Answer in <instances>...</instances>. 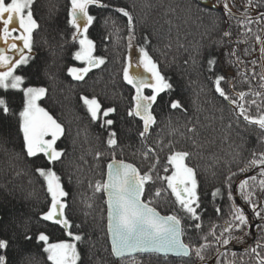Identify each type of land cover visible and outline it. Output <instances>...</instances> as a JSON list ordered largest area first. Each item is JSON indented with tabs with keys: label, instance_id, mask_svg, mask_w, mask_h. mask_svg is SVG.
Returning <instances> with one entry per match:
<instances>
[{
	"label": "trees",
	"instance_id": "trees-1",
	"mask_svg": "<svg viewBox=\"0 0 264 264\" xmlns=\"http://www.w3.org/2000/svg\"><path fill=\"white\" fill-rule=\"evenodd\" d=\"M103 2L124 7L133 15L135 38L131 48L127 18L114 12L112 7L91 6L90 14L96 19L87 35L95 44L93 55L104 57L105 63L92 69L83 81L73 80L67 69L79 65L73 59L79 44L72 41L74 29L67 23L70 2L35 0L34 18L40 27L35 33L34 57L16 70V74L25 78L24 87L48 89L47 97L39 103L65 128V134L57 142L65 155L62 162L54 165V170L69 193L66 215L73 227L67 231L84 234L85 240L75 242L65 229L40 219L48 210L50 197L34 168L46 161L43 157L30 161L21 152L19 112L23 109V93L0 89V98L10 109L7 117L0 112V238L10 241L6 250H0V255H6L7 264H51L44 252V243L36 239L43 232L49 237V243L75 242L81 255L77 264H97V261L122 264L110 255L105 198L95 192V184L106 178L107 163L113 154L144 171L158 157V171L164 175L163 166L173 150L191 154L187 163L197 172L200 203L197 211L201 219L195 222L188 219L168 193L155 198L154 206L162 215L176 214L181 218L185 229L182 238L193 251L187 259L139 256L138 264H199L210 261L223 247L242 248L250 239L251 222L264 221L255 215L239 190L240 181L248 180L253 192L251 199L257 210L264 212V188L260 185L264 176L259 175L258 168L240 172L253 152H264V131L248 125L238 115L237 106L215 92L213 81L216 75L225 76L222 87L233 99H237L240 92L247 93L244 99L237 100L238 104H243L254 116L264 111V80L259 68L260 43L257 41L258 36L264 38V19L253 20L242 28L238 19L224 15L220 0ZM243 3L247 0H241ZM252 5L247 9L249 17L264 13V0H252ZM234 11L240 15L245 9L241 6ZM224 31H229L231 36L224 37ZM145 37L149 40L147 45ZM140 46L147 48L162 75L172 84L170 91L157 98L153 106L156 123L143 139L139 135L143 122L138 117L128 116L135 89L123 79L128 56L138 52ZM233 50L236 55H228ZM209 58L216 60L211 72L207 63ZM262 62L264 65V56ZM257 92L259 96L255 95ZM81 95L95 96L102 109L113 107L116 111L107 118L101 113L98 120L93 121L80 100ZM172 100H179L183 108L172 109ZM253 100L255 104H251ZM104 119H112L113 125L101 127ZM110 131L116 133L118 140L119 146L115 149L107 145ZM149 148L153 152L146 159L144 153ZM97 152L103 153L99 160L96 159ZM232 173L236 175L231 176L229 186L226 178ZM250 176L257 178L253 181ZM163 187L166 185L159 180L149 185L144 199L153 198L156 189ZM216 189H220V194L214 198L212 193ZM229 191L232 192L231 199ZM234 207L244 211L249 223L242 231L224 233V237L240 239L222 245L215 237L221 236L226 224L232 222ZM194 223H200L201 228L190 227ZM25 234L32 239H24ZM254 235L250 250L223 252L212 264H261L264 260V223L256 226ZM202 244L208 245L202 250L203 261L194 251ZM123 264H132V261L125 260Z\"/></svg>",
	"mask_w": 264,
	"mask_h": 264
},
{
	"label": "snow or ice",
	"instance_id": "snow-or-ice-1",
	"mask_svg": "<svg viewBox=\"0 0 264 264\" xmlns=\"http://www.w3.org/2000/svg\"><path fill=\"white\" fill-rule=\"evenodd\" d=\"M69 2L67 23L74 29L71 36L72 41L79 44L78 50L73 54V59L82 62L84 66L69 67L67 72L73 80L83 81L92 69L105 63L104 57L93 55L95 44L87 35L89 27L96 19L90 14V7H112L114 12L127 18L130 48L133 46L132 41L135 38V20L126 8L112 6L103 0H69ZM34 3L35 0H0V45H2L0 46V89L17 90L23 93V109L19 112V133L22 134L23 141L21 152L30 161L40 157L46 161L34 168L35 174L42 178L50 197L48 210L41 214L40 219L65 229L66 234L73 241L83 242L84 234L67 231L73 227L66 215L68 208L66 198L69 193L62 184L61 176L54 170V165L62 162L65 155L64 150L60 149L57 144L65 134V128L39 103L47 97L48 89L43 86L24 87L25 78L16 74V70L20 66L27 65L34 57L35 33L40 27L34 18ZM222 6L224 15L229 19L237 18L240 27L243 28L245 24L252 22V19L247 15L248 7L254 6L252 0H247V3L243 4H241V0H224ZM241 6L244 7L245 12L240 13L237 17V12L234 9L238 10ZM260 19H264V13H261ZM223 35L230 37L231 33L224 31ZM257 41L261 44L260 53L264 56V38L258 36ZM148 43V37H145V45ZM138 52L139 61L136 66L142 67L144 72L150 75L146 77L140 73L132 74L130 72L132 61L130 60L123 68V79L135 89V95L132 97L133 107L129 109L128 116L138 117L143 122V130L139 133L143 139L152 125L156 123L153 106L156 104L157 98L161 93L170 91L172 84L162 75L158 63L145 46H140ZM228 55L234 56L236 53L233 50ZM207 63L211 72L216 60L209 58ZM252 63L254 64L255 61ZM225 79L226 77L223 75L215 76L213 81L215 92L225 101L236 105L239 109L238 115L248 125H254L264 131V111L254 116L243 104H238L237 100L244 99L247 93L240 92L237 94V99H233L222 87L221 82ZM261 79H264V75L261 76ZM145 89H151V94H145ZM255 95L259 96L260 93L257 92ZM80 100L93 121H97L101 113L103 117L107 118L116 111L113 107L102 109L100 101L95 96L89 98L81 95ZM255 103V100L251 101V104ZM170 107L182 109L183 105L179 100H172ZM0 112L5 117L10 113L3 98H0ZM113 123L112 119H104L101 127L111 126ZM189 131H194V129H189ZM107 145L112 149L119 146L114 131L108 133ZM152 152L153 149L149 148L144 153L145 158L147 159ZM190 155L188 151H171L163 166L164 175L159 174L158 157L146 171L141 170L133 163L117 159L115 154L107 163L106 178L98 180L94 190L107 197L105 200L107 205V243L110 245V255L120 260L122 264L125 260H131L132 264H138L137 257L144 255L164 258L189 257L191 255L193 247L182 239L185 229L182 226L181 218L176 214L162 215L154 206L155 198H160L168 193L175 198V203L188 219L194 222L201 219L197 211L200 207L197 172L187 163ZM102 156L103 153H96L97 160ZM256 168L259 169V175L264 176V152H253L252 158L246 167L240 169V172H248L250 169ZM234 175L236 173H232L226 178V183H229V186L231 176ZM256 178V176L249 177L253 181ZM157 180L166 187L156 189L153 198L145 200L144 196L148 191V186L155 184ZM260 185L261 188H264V179L260 180ZM239 190L244 201L251 205L255 215L264 219V212L257 210L256 204L251 199L253 192L250 190L248 180L240 181ZM218 194H220V189L213 191L212 196L215 198ZM228 195L231 199L232 192L229 191ZM216 211L219 213L220 209L217 208ZM248 223L244 211L234 207L232 222L226 224L221 236L215 237L216 241L222 245H229L232 239L239 240V237H224V233L233 230L242 231L243 226ZM191 226L196 229L201 228L200 223H194ZM75 227L80 228L81 226L75 225ZM24 239L31 240L32 237L25 234ZM36 239L38 242L44 243V252L48 254L47 259L51 261V264H77L81 260L75 242L49 243V237L43 232ZM9 245V240L0 238V250H6ZM207 246V244H202L194 249L196 257L201 261L204 260L202 250ZM105 251H108V248H105ZM252 251L255 252L256 249L253 248ZM0 264H7L6 255H0ZM97 264H102V262L97 261ZM261 264H264V260L261 261Z\"/></svg>",
	"mask_w": 264,
	"mask_h": 264
},
{
	"label": "water",
	"instance_id": "water-1",
	"mask_svg": "<svg viewBox=\"0 0 264 264\" xmlns=\"http://www.w3.org/2000/svg\"><path fill=\"white\" fill-rule=\"evenodd\" d=\"M221 1V7H222V9H223V2H224V0H220ZM261 15V14H260ZM260 15H256V16H253V17H250L251 19H252V21L253 20H259L260 19ZM237 17H239V15H237ZM237 19V18H236ZM260 48H261V44L259 45V47H258V62H259V68H260V72H261V74L262 75H264V67H262V66H264L263 65V62H262V55H261V53H260ZM264 80V79H263ZM106 173H107V169H106ZM106 173H105V177H106ZM104 198H105V200L107 199V197L106 196H104ZM105 209L107 210V205H106V203H105ZM106 220H107V211H106ZM107 223V222H106ZM262 223H264V221H262V222H252V224H251V227H250V230H249V235H250V241H249V243L247 244V245H245V247H242V248H235V247H223V248H221L217 253H215L211 258H210V261H207V262H199V264H212L215 260H216V258L221 254V253H223V252H231V251H233V252H238V253H242V252H245V251H248V250H250L251 249V247H252V243H253V237H254V235H253V230H254V228L256 227V226H258V225H262ZM183 239V238H182ZM114 258V257H113ZM171 258H174V259H177V258H184V259H187L188 257H171ZM116 261H120V260H118V259H116V258H114Z\"/></svg>",
	"mask_w": 264,
	"mask_h": 264
},
{
	"label": "rangeland",
	"instance_id": "rangeland-1",
	"mask_svg": "<svg viewBox=\"0 0 264 264\" xmlns=\"http://www.w3.org/2000/svg\"><path fill=\"white\" fill-rule=\"evenodd\" d=\"M19 43V42H18ZM0 46H2V45H0ZM25 52H27V50H25ZM94 53V52H93ZM129 57V60H128V63H129V61L131 60L132 61V66H131V68H130V72L132 73V74H136V73H140V74H142V75H144V76H149L150 74L149 73H145L144 72V69L142 68V67H137L136 65H137V63H138V61H139V53L136 51V52H131V54L128 56ZM78 63H79V65H78V67H83L84 65H83V63L82 62H80V61H78ZM127 63V64H128ZM23 66V65H22ZM1 90H3V89H1ZM9 90H11V89H9ZM5 91V90H4ZM13 91H17V90H13ZM145 94H151V89H145ZM99 116H100V114H99ZM251 224H252V222H251ZM250 224V225H251ZM251 227V226H250ZM256 228V227H255ZM254 228V229H255ZM250 230V229H249ZM249 235V234H248ZM253 235H254V230H253ZM250 236V235H249ZM255 236V235H254ZM250 238V237H249ZM253 239H254V237H253ZM249 241H250V239H249ZM249 241H248V243H249ZM69 243H71V242H69ZM248 243H246L245 245H247ZM245 245L243 246V247H245ZM232 247V246H231ZM236 248V247H235ZM48 255V254H47ZM51 262V261H50Z\"/></svg>",
	"mask_w": 264,
	"mask_h": 264
}]
</instances>
